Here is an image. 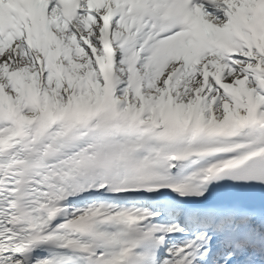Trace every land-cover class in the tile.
Returning <instances> with one entry per match:
<instances>
[{
    "label": "snow or ice",
    "instance_id": "obj_1",
    "mask_svg": "<svg viewBox=\"0 0 264 264\" xmlns=\"http://www.w3.org/2000/svg\"><path fill=\"white\" fill-rule=\"evenodd\" d=\"M0 264H264V0H0Z\"/></svg>",
    "mask_w": 264,
    "mask_h": 264
}]
</instances>
